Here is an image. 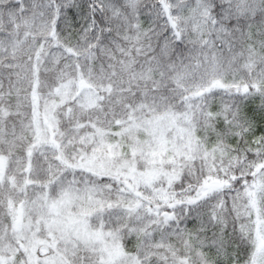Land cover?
<instances>
[{"label": "snow or ice", "instance_id": "obj_1", "mask_svg": "<svg viewBox=\"0 0 264 264\" xmlns=\"http://www.w3.org/2000/svg\"><path fill=\"white\" fill-rule=\"evenodd\" d=\"M0 264H264V0H0Z\"/></svg>", "mask_w": 264, "mask_h": 264}]
</instances>
